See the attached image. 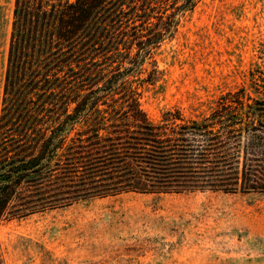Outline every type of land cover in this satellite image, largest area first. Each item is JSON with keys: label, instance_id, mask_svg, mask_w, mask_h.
<instances>
[{"label": "rangeland", "instance_id": "rangeland-1", "mask_svg": "<svg viewBox=\"0 0 264 264\" xmlns=\"http://www.w3.org/2000/svg\"><path fill=\"white\" fill-rule=\"evenodd\" d=\"M14 5L15 0H0V126ZM178 19L172 36L154 46L146 41L156 30V17L144 25L137 20L136 32L124 20L78 33L69 53L73 70L60 68L64 72L56 80L59 65L52 67L48 82L37 74L25 94V110L8 112L16 123L13 134L40 118L36 126L43 131L52 126L50 135L58 125L51 120L66 104L72 114L77 104L98 100L100 112L76 124L67 145L72 152L109 148L112 142L105 138L111 127L99 130L102 140L88 137L96 133V116L121 107L123 93L104 91L121 64V70L132 69L128 81L155 124L167 112L181 114L184 121L176 124L207 122L232 104L225 114L240 113L242 123L235 127L241 126L243 137L238 134L237 140L246 143V129L253 126L251 132L259 129L255 134L264 136V115L259 122L248 107L264 102V0H202ZM154 70L155 80L149 81ZM241 99L244 107L236 104ZM166 126L170 134L179 131V125ZM15 146L7 142V157L15 156ZM141 147L146 149L134 158L115 159V173L95 154L70 158L68 149L59 151L57 175L49 182L31 176L24 183L27 198L14 200L9 217L0 219V264H264L263 192L209 189L231 178L219 177L212 154L166 160L147 153L150 146ZM122 170L140 179L125 177ZM137 181L155 192L124 189Z\"/></svg>", "mask_w": 264, "mask_h": 264}, {"label": "trees", "instance_id": "trees-1", "mask_svg": "<svg viewBox=\"0 0 264 264\" xmlns=\"http://www.w3.org/2000/svg\"><path fill=\"white\" fill-rule=\"evenodd\" d=\"M200 1L202 0H15L0 126V219L9 217V208L14 200L27 198V188L24 183H28L31 176L49 182L57 175L60 162L55 159L59 157V151L64 148L69 150L70 155L74 154L70 158L76 156L84 158L94 154L96 155L94 159L105 158L109 161V165H113L110 168L112 173H115V159L134 158L142 153L139 152L140 149H146L139 146H150V152L154 153H147L166 160L168 157L186 155L197 158L209 153L214 155L217 168L221 172L219 177H231L228 178L230 180H224L221 185H209V189L264 193V136L255 134V131L261 130L255 129L251 132L254 126L247 127V142L242 144L241 140H237L238 134L243 137L241 126L239 129L235 127L242 123V119L238 117L240 113L234 111L225 114L233 107L232 104L223 105L222 110L215 111L211 115L212 118L206 120L207 122L195 120L180 125L176 123L184 121L181 114L176 116L167 112L161 122L155 124L141 107L140 93L128 81L132 69L121 70V64L113 68L111 78L104 85L106 93H123L121 107L106 109L110 111L108 116L101 114L96 116L94 119L97 124L96 133L88 137V139L94 137L102 140L99 130L107 126L111 127V136L105 138L112 142L109 148L81 149L72 152V146L67 145L68 132L76 124L88 121L93 111L100 112L98 100L77 104L72 114L68 112L69 104H66L64 110L51 120L58 122V125L51 129L50 135L47 131L48 127L52 126H47L45 131L36 126L42 121L40 118H37L39 123L25 122L24 125L27 126L23 125L19 133L13 134L15 131L12 130L16 123L13 118H8V112L10 109L19 110L22 106L24 107L21 110H25L24 102L27 96L25 94H29L30 85L34 83L37 74H41L44 81L48 82L52 67L54 69L59 65L56 73L53 74L56 80L59 79L58 73L64 72V69L60 68L68 67V71L73 70L69 62L72 55L70 56L69 53L75 40L79 38L78 33L99 24L108 26L120 23L121 25L124 20L129 22L127 26L132 23L133 26L129 27L134 28L136 32L137 20H143L141 24L144 25L149 24L150 19L156 17V30L146 44L158 45L176 31L178 18L187 11L193 10ZM156 11H158L157 15ZM135 36L140 38L137 33ZM138 41L145 43L143 40ZM151 46L147 49L150 50ZM66 47L69 49L65 50ZM154 73L156 70L149 76V81L155 80ZM239 101L236 104L244 107L243 100ZM104 104L106 102H102V105ZM255 105L254 108L251 104L248 107L252 110L251 115L257 116L258 121L261 122L264 102L256 101ZM247 118L250 119L251 116L247 115ZM10 123L11 128L8 129ZM170 124L179 125L177 134L167 132L166 125ZM216 125H219L218 129ZM9 140H13L16 144L17 151L13 158L6 156ZM233 167L234 174H232ZM120 173H124L125 177L140 179L138 173L134 171L125 173L122 170ZM196 183L199 182L188 183L184 189L190 190L196 187ZM205 183L209 182L205 181ZM126 186L124 189L144 193L155 192L153 188H147L138 181L135 185L126 184Z\"/></svg>", "mask_w": 264, "mask_h": 264}]
</instances>
